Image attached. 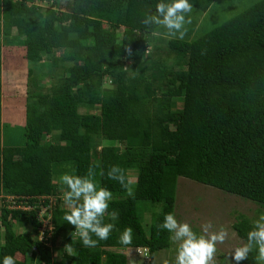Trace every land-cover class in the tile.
Listing matches in <instances>:
<instances>
[{
    "label": "trees",
    "instance_id": "obj_1",
    "mask_svg": "<svg viewBox=\"0 0 264 264\" xmlns=\"http://www.w3.org/2000/svg\"><path fill=\"white\" fill-rule=\"evenodd\" d=\"M213 1L189 3L206 11ZM158 2L0 0V196L33 207L10 208L0 198V264L5 255L16 264H129L118 252L125 249L141 250L135 261L153 264L171 247V234L157 225L175 214L180 176L264 208V0L183 40L141 23ZM13 28L18 32L10 36ZM3 46L22 48L29 76L54 79L46 91L30 83L23 140L1 119ZM98 138L109 144L100 148ZM114 165L124 169L130 190L128 170L137 166L133 195L108 178ZM90 166L97 186L113 193L108 211L119 213L116 221L105 215L115 228L93 248L63 219L64 186L56 182L66 173L84 176ZM156 204L160 212L146 220ZM49 206L54 230L39 240V214ZM253 221L241 214L233 223L245 242ZM17 223L33 231L19 233ZM128 227L132 245L125 247L119 237Z\"/></svg>",
    "mask_w": 264,
    "mask_h": 264
},
{
    "label": "rangeland",
    "instance_id": "obj_2",
    "mask_svg": "<svg viewBox=\"0 0 264 264\" xmlns=\"http://www.w3.org/2000/svg\"><path fill=\"white\" fill-rule=\"evenodd\" d=\"M255 1L257 0H214L206 11H200L193 7V11L188 14L191 19V23L186 25L187 35L185 38L190 39L204 33L214 26L221 24ZM47 5V2L43 1L41 8L45 9ZM60 17L63 22H67L69 19L62 15H60ZM17 32V28H13L10 36H14ZM162 33L166 35V30L163 28ZM148 49L151 50L150 48ZM152 55L154 59H158L156 57H159L157 52L152 53ZM160 56H162L161 58L167 60L168 64L173 62V58L171 56L166 57L163 52H160ZM47 68H45V70H47ZM53 80L54 79L36 72L32 76L27 74L24 52L20 46L2 47L1 119L2 122L6 123V127L12 129L14 132L13 135L18 140H23L26 93L28 89L33 88L29 87L30 83L35 82L41 86L40 89L42 91H46ZM107 144L109 143L103 141L101 138H98L97 145L100 148L106 146ZM128 173L132 183V190L135 187L138 177L137 166H131ZM56 182L57 184L62 185L59 182V179H56ZM41 199L43 200L44 198ZM148 203H140V206L148 205ZM42 208L45 209V207ZM149 209L150 210L148 212L146 211L144 215V218L148 221L153 219L154 211L160 212L161 204H156L155 206L151 205L149 206ZM50 213V210H41L39 214V219L43 220L44 223L47 224V227L50 226V223L48 224ZM241 214H245L256 220L260 215H264V208L251 199L220 190L183 176L179 177L175 207L176 219L179 222L189 223L193 230L197 233L201 232V225L207 221L212 222L214 226L213 230H219L221 226L228 229V239L224 244L217 245V264H230V256L234 248L240 246L242 242H245L237 235L235 229L233 228V223ZM51 223H53L52 220ZM32 229L33 228L31 226L22 227L19 223H17L16 226V230L19 233H31L33 231ZM2 242L3 233L0 231V243ZM176 248L177 244L172 242L171 247L168 250L164 249L157 252L153 264H175ZM118 252L134 261L138 259L137 256L140 257L135 250L132 249H125ZM257 255L258 252L253 250V252L249 254L248 259L243 261L242 264H264V261L257 260ZM18 259L21 260L23 258L18 256ZM34 264L39 263L36 262ZM136 264L140 263L136 262Z\"/></svg>",
    "mask_w": 264,
    "mask_h": 264
},
{
    "label": "clouds",
    "instance_id": "obj_3",
    "mask_svg": "<svg viewBox=\"0 0 264 264\" xmlns=\"http://www.w3.org/2000/svg\"><path fill=\"white\" fill-rule=\"evenodd\" d=\"M192 11L193 4L189 0H159L155 11L141 23L145 26L158 25L166 30V35L183 40L187 35L186 25L191 23L188 14ZM158 34L153 32V35ZM95 175V167L90 166L84 176L66 173L59 177V182L64 186L62 200L67 208L63 219L74 226L75 235L84 247L89 248L96 247L99 241L107 240L115 228L114 223L104 222L105 215L112 221H116L119 216L115 210L108 211L113 193L106 187H98ZM107 176L125 188L129 196L133 195L126 182L124 169L114 165L108 170ZM157 227L170 233V240L177 244L175 264H217V245L224 244L229 236L228 229L223 226L219 230H213L211 221L203 223L201 232L197 233L189 223L179 222L174 213L166 214ZM93 236L97 239H93ZM132 237V228H125L119 237V243L125 247L131 246ZM64 249L69 255L74 251L72 244H66ZM253 250L258 252L257 260L264 261V215L253 221L246 242L234 248L230 264H242ZM2 264H16V260L11 255H5ZM129 264L136 262L129 259Z\"/></svg>",
    "mask_w": 264,
    "mask_h": 264
},
{
    "label": "built area",
    "instance_id": "obj_4",
    "mask_svg": "<svg viewBox=\"0 0 264 264\" xmlns=\"http://www.w3.org/2000/svg\"><path fill=\"white\" fill-rule=\"evenodd\" d=\"M1 197H5V200L7 202H9V207L10 208H20V209H24L25 211H28V210H31L33 207L31 205H27L26 201H19V197L16 196V195H1ZM48 211L50 210L51 211V206L49 207H45L42 208V211ZM51 220H52V215L50 213V217L48 219V224L50 223V226L47 227V224L44 223L43 220H40L39 219V222L41 223V227L39 228V240H46V239H49L51 238L52 236V232L54 230V225L53 223H51ZM137 253L139 254H143L141 250L137 251ZM150 262V257H149V254L148 252L146 251L144 253V261L143 263H149Z\"/></svg>",
    "mask_w": 264,
    "mask_h": 264
}]
</instances>
